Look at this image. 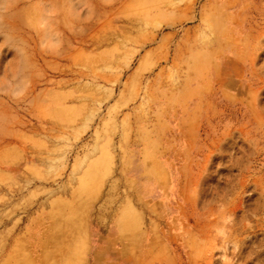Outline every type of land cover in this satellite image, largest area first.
<instances>
[{"label":"rangeland","instance_id":"obj_1","mask_svg":"<svg viewBox=\"0 0 264 264\" xmlns=\"http://www.w3.org/2000/svg\"><path fill=\"white\" fill-rule=\"evenodd\" d=\"M0 264H264V0H0Z\"/></svg>","mask_w":264,"mask_h":264}]
</instances>
